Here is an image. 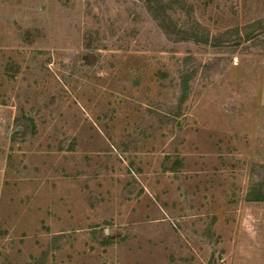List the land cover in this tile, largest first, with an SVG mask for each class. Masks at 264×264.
Listing matches in <instances>:
<instances>
[{
	"label": "rangeland",
	"instance_id": "1",
	"mask_svg": "<svg viewBox=\"0 0 264 264\" xmlns=\"http://www.w3.org/2000/svg\"><path fill=\"white\" fill-rule=\"evenodd\" d=\"M166 1L0 0V264H264V0Z\"/></svg>",
	"mask_w": 264,
	"mask_h": 264
},
{
	"label": "trees",
	"instance_id": "2",
	"mask_svg": "<svg viewBox=\"0 0 264 264\" xmlns=\"http://www.w3.org/2000/svg\"><path fill=\"white\" fill-rule=\"evenodd\" d=\"M144 3L147 11L151 14L158 26L165 32L168 37H179L185 39L188 31L173 21L172 2L166 0H139ZM182 99L184 100L189 91V81L186 76L182 80ZM258 187V186H257ZM255 187L254 192L249 194L248 199L252 201H264V185ZM254 194V196H253Z\"/></svg>",
	"mask_w": 264,
	"mask_h": 264
}]
</instances>
